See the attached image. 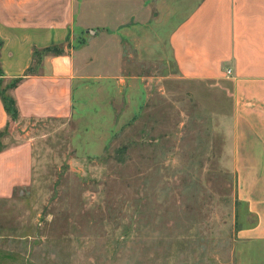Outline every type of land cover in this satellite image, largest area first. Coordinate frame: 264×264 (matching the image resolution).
<instances>
[{
    "label": "rangeland",
    "instance_id": "1",
    "mask_svg": "<svg viewBox=\"0 0 264 264\" xmlns=\"http://www.w3.org/2000/svg\"><path fill=\"white\" fill-rule=\"evenodd\" d=\"M153 10L135 40L130 18L80 11L71 115L0 131L4 147L31 140L30 180L0 198V264H264L236 198L230 84L157 55L169 23Z\"/></svg>",
    "mask_w": 264,
    "mask_h": 264
},
{
    "label": "crops",
    "instance_id": "2",
    "mask_svg": "<svg viewBox=\"0 0 264 264\" xmlns=\"http://www.w3.org/2000/svg\"><path fill=\"white\" fill-rule=\"evenodd\" d=\"M95 4H101V13ZM150 8L157 13L152 24L158 23L157 16L167 18L161 26L169 23L161 37L168 55L162 54L158 37L149 36V43L156 44L155 53L170 60L181 78L230 84L236 198L255 218L244 230L246 239L264 242V0H0L2 77L35 71L9 92L18 118L71 115L74 86L81 78L71 50L80 11L90 13L92 22L102 16V26L110 27L115 17L132 20ZM134 20L119 31L123 37L135 40L147 31ZM54 45L63 46L64 53L43 55L35 63V49ZM9 123L0 98V131ZM30 141L0 151V198L30 180Z\"/></svg>",
    "mask_w": 264,
    "mask_h": 264
},
{
    "label": "trees",
    "instance_id": "3",
    "mask_svg": "<svg viewBox=\"0 0 264 264\" xmlns=\"http://www.w3.org/2000/svg\"><path fill=\"white\" fill-rule=\"evenodd\" d=\"M0 46H1V42H0ZM64 53V47L63 46H51V47H46L40 50L35 49L33 51L34 54V59H35V63H39V61L41 60V57L43 55H47V54H53V55H61ZM35 71L33 68L28 69L25 74L21 77H16V78H11L8 80V84L7 86H4L3 88L0 89V98L2 101V105L3 108L5 110V112L7 113L9 120L11 122L15 121L16 119H18V110H17V106H16V102L13 99V97L10 95V90L14 89L22 80L25 76L33 74ZM2 71L0 68V76H2ZM2 82L0 81V84ZM8 125V124H7ZM8 126H6L7 128ZM1 138V135H0ZM5 147L0 145V151H2ZM124 149L126 148H120L119 151H124Z\"/></svg>",
    "mask_w": 264,
    "mask_h": 264
},
{
    "label": "built area",
    "instance_id": "4",
    "mask_svg": "<svg viewBox=\"0 0 264 264\" xmlns=\"http://www.w3.org/2000/svg\"><path fill=\"white\" fill-rule=\"evenodd\" d=\"M227 73H229V70L227 71Z\"/></svg>",
    "mask_w": 264,
    "mask_h": 264
}]
</instances>
